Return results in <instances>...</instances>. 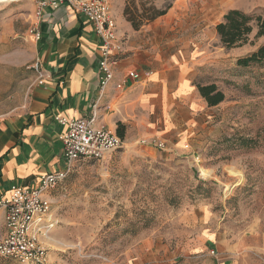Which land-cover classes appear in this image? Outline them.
<instances>
[{
  "label": "rangeland",
  "instance_id": "obj_1",
  "mask_svg": "<svg viewBox=\"0 0 264 264\" xmlns=\"http://www.w3.org/2000/svg\"><path fill=\"white\" fill-rule=\"evenodd\" d=\"M169 3L135 38L189 63L194 84L216 83L225 100L192 115L165 149L140 142L76 162L52 192L47 264H264V64L237 62L264 38L254 31L227 48L216 31L228 10L264 13V0L156 1ZM14 11L0 8V25Z\"/></svg>",
  "mask_w": 264,
  "mask_h": 264
},
{
  "label": "crops",
  "instance_id": "obj_2",
  "mask_svg": "<svg viewBox=\"0 0 264 264\" xmlns=\"http://www.w3.org/2000/svg\"><path fill=\"white\" fill-rule=\"evenodd\" d=\"M109 1L123 50L117 56L114 80L103 91L100 38L83 14L66 6L48 7L38 19L36 0L0 3V8L10 6L16 14L0 25V191L12 185H38L42 175L67 168L59 139L63 125L57 115L91 117L98 101L106 127L117 133L119 124L124 126V146L152 137L172 145L190 117L209 107L192 81L189 63L176 59L173 64L147 48L135 38L141 30H134L124 16L125 0ZM34 24L39 40L30 33ZM36 60L45 74L43 84L38 82ZM132 71L140 78L117 88ZM185 112L190 115L179 120ZM54 190L48 193L51 201ZM5 234L0 211V238Z\"/></svg>",
  "mask_w": 264,
  "mask_h": 264
},
{
  "label": "built area",
  "instance_id": "obj_3",
  "mask_svg": "<svg viewBox=\"0 0 264 264\" xmlns=\"http://www.w3.org/2000/svg\"><path fill=\"white\" fill-rule=\"evenodd\" d=\"M66 6L83 14L93 25L100 38L99 78L102 91L114 80V67L123 45L118 37L116 18L109 0H36L35 15L41 19L46 8ZM36 40L40 31L34 24L30 28ZM39 84L45 83V74L39 60L34 63ZM140 74L132 71L116 85L137 80ZM98 101L93 105L91 117L68 118L57 115L63 125L59 139L63 145L65 170H58L40 177L38 185H12L0 191V211L4 212L6 234L0 238V255L19 264H47L48 250L42 239L51 232L56 221L52 218V201L48 193L56 189L69 175L76 162L81 160H103L108 153L124 147V141L116 132L101 121ZM143 144L160 149L166 143L157 137L143 139Z\"/></svg>",
  "mask_w": 264,
  "mask_h": 264
},
{
  "label": "trees",
  "instance_id": "obj_4",
  "mask_svg": "<svg viewBox=\"0 0 264 264\" xmlns=\"http://www.w3.org/2000/svg\"><path fill=\"white\" fill-rule=\"evenodd\" d=\"M157 0H125L124 16L134 30L155 21L171 8L169 3L163 8L156 5ZM222 44L227 48L241 47L248 43L250 35L256 31V38H264V13H248L241 9H230L223 20L216 25ZM241 66L264 64V43L255 51L238 59ZM200 95L209 107L219 105L225 100V93L216 83L197 84ZM124 126L119 124L118 135L123 138Z\"/></svg>",
  "mask_w": 264,
  "mask_h": 264
},
{
  "label": "bare ground",
  "instance_id": "obj_5",
  "mask_svg": "<svg viewBox=\"0 0 264 264\" xmlns=\"http://www.w3.org/2000/svg\"><path fill=\"white\" fill-rule=\"evenodd\" d=\"M201 171H202V174L205 175V176L210 175V171H208V170H206L204 168H202ZM228 189L231 190L232 189V186L229 187Z\"/></svg>",
  "mask_w": 264,
  "mask_h": 264
}]
</instances>
